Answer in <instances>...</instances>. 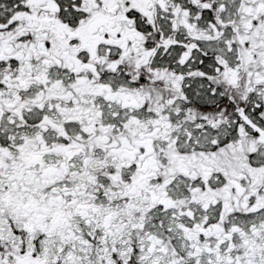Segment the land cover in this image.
<instances>
[{
	"label": "snow or ice",
	"instance_id": "1",
	"mask_svg": "<svg viewBox=\"0 0 264 264\" xmlns=\"http://www.w3.org/2000/svg\"><path fill=\"white\" fill-rule=\"evenodd\" d=\"M0 264H264V0H0Z\"/></svg>",
	"mask_w": 264,
	"mask_h": 264
}]
</instances>
